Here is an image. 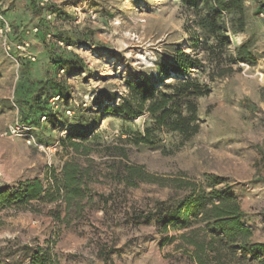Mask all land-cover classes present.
Listing matches in <instances>:
<instances>
[{"label": "rangeland", "instance_id": "374dc122", "mask_svg": "<svg viewBox=\"0 0 264 264\" xmlns=\"http://www.w3.org/2000/svg\"><path fill=\"white\" fill-rule=\"evenodd\" d=\"M37 1L43 7L39 11ZM37 1L0 0V27L4 22L18 25L29 41L24 52L10 33L6 44L0 33V186L34 177L50 183L48 171L58 174L71 160L89 166L91 200L79 211L60 201H36L25 210L0 208V264H24L22 247L44 246L46 240L53 243L59 264H195L175 248L176 240L160 245L173 230L161 233L153 221L134 223L132 217L174 195L170 184L178 177L222 179L264 236V8L258 0H244L245 32L229 35V52L248 40L252 57L209 81V93L197 99L200 126L192 138L181 141L176 133L157 132L155 148L128 139L151 124L148 114L123 120L104 108L120 101L126 80L140 75L157 80L159 64L169 65L174 48L191 50L187 43L197 32L192 12L182 0ZM50 5L59 12L47 19ZM57 56L78 61L63 67L53 63ZM27 59L31 63H21ZM199 76L206 80L205 73ZM49 78L66 90L49 100L50 114L30 127L34 141L29 144L17 92L26 80ZM13 127L19 128L17 134L10 133ZM72 130L84 131L88 154H81V146L76 151L61 145ZM115 146L126 156H112ZM120 160L141 167L156 181L118 182L114 174Z\"/></svg>", "mask_w": 264, "mask_h": 264}, {"label": "trees", "instance_id": "16d2710c", "mask_svg": "<svg viewBox=\"0 0 264 264\" xmlns=\"http://www.w3.org/2000/svg\"><path fill=\"white\" fill-rule=\"evenodd\" d=\"M182 2L192 12L197 29L187 43L191 50L188 52L177 46L169 65L159 64L157 80L145 75L126 80V90L120 95V101L113 108H104L123 120L149 115L151 124L142 132H131L128 136L129 141L136 146L157 147L156 134L161 131L176 133L181 141L192 138L200 126L197 99L209 93V81L230 74L233 64L248 61L252 57L248 40L235 45L234 54L229 52V35L245 32L244 0ZM258 3L264 8V0H258ZM50 8L51 12L58 14V8L53 5ZM35 9H43L38 1ZM10 24L12 29L9 38L22 42L23 36L18 31L20 26ZM76 40L81 41V36L78 35ZM77 61L57 56L53 63L67 67ZM21 63H31V60ZM200 73L206 74V80L200 79ZM64 90V84L55 78L26 80L17 92L21 97L19 108L22 122L29 127L38 124L41 117L53 110L49 100ZM86 139L84 131L72 130L61 140V145L76 151L81 146V154H88L91 147L83 143ZM113 148L116 152H112V156H126L122 147ZM117 164L114 178L126 186H136L138 182L144 181L155 182L157 179L139 166L121 160ZM261 169L264 170V155ZM89 171V166L67 160L60 173L48 171L50 183L47 181L46 184L41 178L34 177L18 182L16 186L2 185L0 208L25 210L36 201H60L66 208L75 207L79 211L83 202L91 200L88 181L92 174ZM171 182L174 195L156 201L146 211H134V223L147 224L153 221L161 233L173 230L175 234L163 236L160 245L171 244L176 240L175 248L187 254L195 264H264V242L254 239L246 213L231 186L209 175L199 181L178 177L172 178ZM101 199L106 203L103 196ZM55 218L59 219V216ZM22 249L26 260L24 264H59L51 241L46 240L44 246L24 245Z\"/></svg>", "mask_w": 264, "mask_h": 264}, {"label": "built area", "instance_id": "2783aa9c", "mask_svg": "<svg viewBox=\"0 0 264 264\" xmlns=\"http://www.w3.org/2000/svg\"><path fill=\"white\" fill-rule=\"evenodd\" d=\"M50 2V0H41L40 1V4L41 5H45V4H48ZM54 15V13L53 12H47V15H46V18L47 19H51L52 18V16ZM36 29L37 28H34V31H36ZM11 32V27H10V25L9 24H7V22H4L2 25H1V27H0V33H1V35H4L5 37H4V41H5V44H6V38H7V35L9 34ZM29 46V41H22V42H20L19 44H17V48L18 49H21L22 51H24L25 52V50H26V48ZM7 49H9V46H7ZM28 57H29V59H31V60H34L35 58H34V55H32L30 52H28V55H27ZM14 60H16L17 61V59L16 58H14ZM58 99V96H56V97H54L51 101H54V100H57ZM31 130V128L29 127V128H27V133H26V142L27 143H31V141L33 142L34 141V137H33V135L29 132ZM18 131H19V128L18 127H13V128H11L10 129V133L11 134H17L18 133Z\"/></svg>", "mask_w": 264, "mask_h": 264}, {"label": "crops", "instance_id": "0c3cea01", "mask_svg": "<svg viewBox=\"0 0 264 264\" xmlns=\"http://www.w3.org/2000/svg\"><path fill=\"white\" fill-rule=\"evenodd\" d=\"M242 209L243 208V205H242ZM248 224L251 226L252 230H253V236H254V239L255 240H258V241H261V242H264V236H259V230L257 228V224L256 223H253V221L250 220V218H248ZM260 224H263L264 225V220H262L260 222Z\"/></svg>", "mask_w": 264, "mask_h": 264}]
</instances>
